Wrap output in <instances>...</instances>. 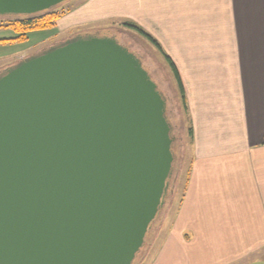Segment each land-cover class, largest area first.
I'll list each match as a JSON object with an SVG mask.
<instances>
[{
    "label": "water",
    "instance_id": "obj_1",
    "mask_svg": "<svg viewBox=\"0 0 264 264\" xmlns=\"http://www.w3.org/2000/svg\"><path fill=\"white\" fill-rule=\"evenodd\" d=\"M68 0H0L22 19ZM167 100L115 34L0 73V264H133L172 177Z\"/></svg>",
    "mask_w": 264,
    "mask_h": 264
},
{
    "label": "crops",
    "instance_id": "obj_2",
    "mask_svg": "<svg viewBox=\"0 0 264 264\" xmlns=\"http://www.w3.org/2000/svg\"><path fill=\"white\" fill-rule=\"evenodd\" d=\"M89 3L138 24L184 90L188 173L154 264L263 261L264 0Z\"/></svg>",
    "mask_w": 264,
    "mask_h": 264
},
{
    "label": "rangeland",
    "instance_id": "obj_3",
    "mask_svg": "<svg viewBox=\"0 0 264 264\" xmlns=\"http://www.w3.org/2000/svg\"><path fill=\"white\" fill-rule=\"evenodd\" d=\"M89 1L68 0L57 7L61 18L51 29L29 32L21 35V37L10 27L9 23L6 22L7 20L0 17V41H6L0 43V73L26 58L73 38L76 34L98 32L101 34H115L122 46H127L126 48L131 53L140 58L143 66L167 100L166 115L174 137L172 147L174 150V165L170 182L171 193L168 195L166 203L155 222L151 225L145 240V246L133 263L154 264L157 248L169 228L174 217V210L180 202L185 187L189 155H191L188 152L190 141L189 122L187 114L182 110L181 101L168 64L153 45L130 27L141 30L140 26L129 21L130 19L117 15L106 16L105 18L104 14H98L99 16L90 14V10L93 7ZM87 3L89 4L84 7ZM18 37L20 39L15 40ZM246 264H264V260L256 263L247 261Z\"/></svg>",
    "mask_w": 264,
    "mask_h": 264
},
{
    "label": "trees",
    "instance_id": "obj_4",
    "mask_svg": "<svg viewBox=\"0 0 264 264\" xmlns=\"http://www.w3.org/2000/svg\"><path fill=\"white\" fill-rule=\"evenodd\" d=\"M61 18V14L58 13V9L52 10L50 12H46L43 13L39 16H34V17H30V18H22V19H13V18H5L4 20H7L6 22L9 23L10 27H12V29L18 33L19 37H21V35H24L26 33L29 32H35V31H43V30H47V29H51L54 24ZM132 29L135 30V32H137L141 37H143V39H145L146 41H148L151 45H153L162 55V57L164 58L165 62L168 64L171 72H172V77L174 79L175 85H176V90L178 92L179 95V99L181 101V105H182V110L184 111L185 114H187V107H186V100H185V95H184V90H183V86L181 83V80L179 78L178 72L176 70V68L174 67L171 59L166 56L164 54V52H162L161 47L158 45V43L153 40L149 35H147L145 32H143L142 30L132 27L130 26ZM17 38L15 40H19L20 38ZM1 42H6L5 40L0 41ZM189 136L190 139L192 138V133L189 129ZM171 137L174 139L172 132H171ZM263 144H264V139H263ZM173 147V145H172ZM172 153L174 156V150L172 148ZM172 180H169V192L168 194L171 193V186H170V182Z\"/></svg>",
    "mask_w": 264,
    "mask_h": 264
},
{
    "label": "flooded vegetation",
    "instance_id": "obj_5",
    "mask_svg": "<svg viewBox=\"0 0 264 264\" xmlns=\"http://www.w3.org/2000/svg\"><path fill=\"white\" fill-rule=\"evenodd\" d=\"M125 46V45H124ZM127 47V46H126ZM128 49V48H127ZM137 56V55H136ZM138 57V56H137ZM139 58V57H138ZM140 59V58H139Z\"/></svg>",
    "mask_w": 264,
    "mask_h": 264
}]
</instances>
